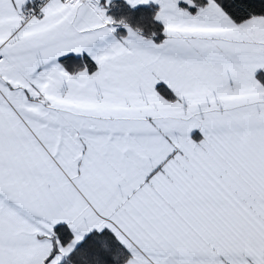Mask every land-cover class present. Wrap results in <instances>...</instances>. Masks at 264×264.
<instances>
[{
    "label": "snow or ice",
    "instance_id": "snow-or-ice-1",
    "mask_svg": "<svg viewBox=\"0 0 264 264\" xmlns=\"http://www.w3.org/2000/svg\"><path fill=\"white\" fill-rule=\"evenodd\" d=\"M0 264H264V0H0Z\"/></svg>",
    "mask_w": 264,
    "mask_h": 264
}]
</instances>
